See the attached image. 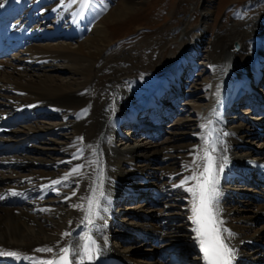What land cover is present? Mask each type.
Returning a JSON list of instances; mask_svg holds the SVG:
<instances>
[{
  "label": "bare ground",
  "instance_id": "1",
  "mask_svg": "<svg viewBox=\"0 0 264 264\" xmlns=\"http://www.w3.org/2000/svg\"><path fill=\"white\" fill-rule=\"evenodd\" d=\"M6 1L9 11L0 8V16L7 21L5 35L23 48L22 55L0 58V122L5 117L23 122L29 117L42 118L39 122L35 119L28 122L30 124L21 129H10L6 136L18 141L14 147L19 154L0 156V169L4 168L0 170V196L4 197L0 199V250L17 252L22 257L7 256L9 264H39L58 255L59 249L67 243L75 250L73 256L76 259H80L88 247L92 255L95 252L114 254L132 264H167L166 258L172 252L177 253L182 264H206L199 245L202 237H197L198 224L190 219L193 197L186 191L196 182L189 181L182 187L174 185L192 175L193 170L197 174L201 172L207 148L215 158L214 175L223 165L217 185L220 190L218 219L223 222L219 224L220 228L234 234L229 237L228 233H223L229 246L237 252L233 264H264V217L263 226L257 228L254 225L258 216L264 214L263 180L251 176L244 163L247 158L264 159V151L245 147V139L255 130L253 125L241 118L229 123L224 110L232 98L238 100L237 97L249 87V80L264 66V57L261 56V61L254 58L255 54L259 57L264 54V15L231 25L215 36L207 53L210 79L199 88L204 90L201 99L190 106L195 114L182 123H173L172 133L178 134L176 137H168L160 145L142 142L138 147L128 141V135L119 133L120 125L136 111L145 112L149 103V107L154 105L157 115L162 117L161 107L167 111L162 99H168L172 104L185 95L186 83L182 79L178 83L177 79L182 74L193 75L190 82L195 79L193 70L197 66L196 50H199L197 44L201 42V36L189 50L175 49L177 53L182 52L180 60L186 58L188 61L177 69L178 63L168 68L164 59L162 62L157 60L156 64L147 62L140 45L109 58L105 57L112 42L106 29L108 22L125 20L142 5V0H87V3L83 0H0V5ZM211 12L208 6L202 8L201 25ZM38 13L41 19L52 16L54 29L33 36L35 31L31 30L29 22H33ZM42 35L58 37L54 43L35 40ZM234 40L239 41L240 47L229 49ZM72 42L75 43L71 46ZM136 49L139 51L137 56L132 54ZM145 63L148 65L144 66ZM187 67L192 68L185 74L183 71ZM64 71L68 74L63 76L60 73ZM168 78L169 84L163 86L161 94L122 115L123 108L148 93L154 94L155 86ZM255 95L251 98L253 108H262L263 114L262 118L257 115L260 121L255 122L259 124L256 127L260 134L264 133V105ZM171 106L168 115L175 111ZM51 116H56L58 122H46ZM209 120L215 127L213 136L206 129ZM57 124L70 135L43 141L45 134L57 135ZM187 127L191 130L190 135L186 140L180 139L179 135ZM136 129H142L141 133L152 138L159 136L152 129L142 126ZM81 137L83 140L79 139ZM39 140L43 142L40 146H31ZM78 165H84L80 173L61 184H51L54 180H62ZM197 165L200 166L198 169ZM101 166L104 181L103 185L100 183V192L94 194L99 204H94L88 215L87 197L93 195ZM154 166L160 170L158 177L151 171ZM134 179L137 188L128 186ZM237 182L247 186L248 192L244 193L251 200L244 204L235 202L239 193L233 186ZM147 190H154L160 196L171 195V200L178 205L176 208L169 203L158 206V220L154 218L157 224L148 222L146 217L138 219L133 226L121 224L122 231H114L113 222L118 210V203H114L144 196L143 199H151ZM12 191L17 195H12ZM13 199L14 205L1 203ZM245 210L248 214H243ZM253 216H256L255 220ZM77 225H83L85 229H75ZM64 233L70 235L64 236ZM110 233L118 237L123 233V239L130 240V244L117 249L111 244ZM92 236L98 239L97 248L92 245ZM153 238L160 241L157 246L151 244L153 248L156 246L155 252L146 242ZM46 247L54 251H36ZM132 248L157 262L148 263L149 259L136 258ZM84 264L95 262H89L85 256Z\"/></svg>",
  "mask_w": 264,
  "mask_h": 264
},
{
  "label": "rangeland",
  "instance_id": "2",
  "mask_svg": "<svg viewBox=\"0 0 264 264\" xmlns=\"http://www.w3.org/2000/svg\"><path fill=\"white\" fill-rule=\"evenodd\" d=\"M204 6L210 7L212 12L210 13L209 18L207 19L205 24H202L204 26H202L201 18H202V8ZM262 15H264V0H144V1L142 0V5L138 7V9L135 12H133L131 15H129V17L126 18L125 20L119 21L120 23L108 22L106 29L108 31L109 38H111L112 42H111V46L106 51L107 53L105 54V57L111 58L114 56L113 54L115 53H119L120 51L128 48L131 49L134 46L138 47L140 45V49L142 50L141 52L144 55V59L145 60L147 59V62L156 64L157 60L160 59V61L162 62V60L164 59L163 61L167 60L165 63L168 68H171L172 65H176L177 63L178 64L176 65V69L178 67L180 68L181 65H186L188 63L186 58L180 60V57L182 56L181 54L182 52L177 53L175 49L180 47V50L181 49L189 50L191 47L197 44V37L201 36V38H199L201 42L197 44L199 50L198 51L196 50L198 54V57L196 59L197 69L195 68L193 70L195 72V73L193 72L195 79L190 82V79L192 78L193 75L190 77H186L184 75L181 76L182 81L186 83V86L184 87L183 90L184 91L183 93L185 95L179 97L178 99L179 104L177 105L176 110L173 113V116L163 121L165 125L161 126V130L159 128V136L157 138H152L151 136L144 135L141 132L140 134L135 132L134 134H130L128 132L129 128H123L122 129L123 132L120 130L121 132L119 133H122L123 135H128L129 137L128 141L131 142L132 144L138 145V147L142 146L141 145L142 142L143 143L152 142L154 144L160 145L165 143L166 138L176 137L178 134L172 133L174 127L173 125L179 122L182 123L184 119L189 118L195 114L194 109H191L190 106L193 105L194 102H196L198 99H201L200 96L203 95L204 90H201L199 88L203 86L205 80L208 81L210 79L211 71L209 70L208 67L207 53L208 51H210L211 48L210 46H212L215 36L219 32L228 29V27L231 25L241 24L243 21L247 19H252L253 16L258 17ZM40 19L41 18H38L39 23L41 21ZM185 20L187 21L185 24H183ZM52 25H53L52 23L47 21L45 23L46 27L43 28V30L47 28L51 29ZM41 27H44V24H42ZM60 29H61L60 31L64 32V29H62L61 27ZM182 30H184L185 32H183ZM42 36H39V38H42ZM56 40L57 39L53 40L52 38L48 37L43 41L54 43L56 42ZM74 43L75 42H72L71 46L74 45ZM137 53L139 54V51L136 49V52L135 50H133L132 54L137 56L138 55ZM146 56L147 57L149 56V58H147ZM261 56L263 58L264 54H261L260 57L259 55L255 54L254 58H258L257 61H261L262 59ZM148 59H150V61H148ZM177 60L178 62H176ZM147 65H148L147 63L144 64V66ZM255 67L256 66H254L253 70L255 69ZM187 68H188L187 71H191L190 67ZM183 72L185 73L186 70ZM60 74L64 76L67 75L68 73L64 71L61 72ZM261 75L263 76V78L259 81L258 84L259 87L257 86L258 91L253 93V95L256 94L255 96L259 97V99L256 100L264 105V73H261ZM179 79H177L178 83H179ZM169 80L170 78L165 79L162 82H159L155 86L157 90L154 94L148 93L146 94V96L141 97L140 100L132 101L126 108L122 109L123 110L122 115H124L126 112H130L134 108L139 107L141 104L144 103V101H147L151 97L161 94L163 92V86L169 84ZM246 85L247 83H245V86ZM260 97L262 100L260 99ZM259 107L261 108L262 105H260ZM245 110L248 111L245 112ZM260 110H262V108ZM225 114L227 115L225 118L226 120L227 119L229 120L228 121L229 123L232 120L241 118L242 121L249 122L251 125H253V128L256 131L254 130L248 136V138L245 139V147L247 146L249 150H253V151H264V133H260V134L258 133L260 129H258L256 126L259 124H255V122H258L260 120L257 118L258 114L253 108H251V105L249 106V104L245 103V101H243L242 103L239 101L238 102L233 101L231 104H229V106L227 105ZM58 120L59 119L56 116H51L50 118L46 119V122L56 123L58 122ZM56 128L57 130L60 129L59 132L57 131L58 136L55 134H49V135L47 134L46 137L45 136L43 137L45 138L43 139V141L49 142L51 141V139L54 138L56 139L62 138L63 134L67 136L70 135L68 130L66 131L62 130V128L58 127V124ZM186 129L185 132H181V134L179 135L180 139L186 140L188 135H190L191 132L190 128L187 127ZM41 143L43 142L37 143L38 146H40ZM37 144L35 143L31 146H36ZM138 163L140 164V162ZM158 164L161 165L160 163ZM100 168H102V166ZM100 168L98 171V175L95 179L94 188H93L95 189L96 193L100 192L101 190L100 187H102L100 186V183L102 181L101 185H103V181H104V178H102L103 174L102 175L99 174L102 171L104 172V170H102L103 169L102 168L100 171ZM151 171H153L155 177H158V171H160L158 168H155L154 166V168H151ZM135 180L136 179H134L132 184H129L128 186L137 188ZM233 187L234 189H236V191H238L237 193H239V196L235 198V202L237 203L239 202L238 204L240 203L244 204L246 203V201L251 200L249 199V196L244 193V191L248 192V190L245 189L247 188V186L243 185L240 182H237ZM146 193L149 194L150 191L147 190ZM130 195L132 196V194ZM163 195L165 196V198L164 196H160V195L154 197L153 193H150L151 199H143L145 198L144 196L143 198L136 200L127 199L125 201L122 200L121 202H115L114 205L118 203L117 204L118 210L116 209V220L115 222H113L114 231H122L121 229L123 228L119 227L121 224L127 225L128 223H131L130 225L133 226L135 225V222L138 219L140 218L144 219L146 217L148 222L151 221L157 224V221L154 218L157 217L158 220L159 216L157 215L158 213L156 211L158 206H161V204L163 203H169V205H171L172 208H176V206L178 205V203H174L171 200L172 198L171 195H165V194ZM138 206L141 207L138 208ZM257 212L258 211L255 212L256 215ZM243 214H248V213L245 210L243 211ZM263 217L264 214L262 216H258L257 219L256 216H253V220L256 219L254 225H257L256 226L257 228L263 226L261 224ZM123 235H124L123 233L119 234V236L121 237L120 238L118 236H115L114 233H111L112 236L111 237L112 239H110L111 244H114V246L117 249L123 248L125 244L127 245L130 244V240L123 239ZM146 242L148 244V247L152 249L153 248L151 245L152 241L149 242L148 240ZM131 251L133 252L132 255L135 256L136 258H145L147 260L149 259V257L145 255L143 252L137 251L134 248H132ZM155 251H156V246L155 248H153V252ZM154 262H157V260L156 259L148 260V263H154Z\"/></svg>",
  "mask_w": 264,
  "mask_h": 264
},
{
  "label": "snow or ice",
  "instance_id": "3",
  "mask_svg": "<svg viewBox=\"0 0 264 264\" xmlns=\"http://www.w3.org/2000/svg\"><path fill=\"white\" fill-rule=\"evenodd\" d=\"M74 2V0H73ZM84 3H87V0H83ZM83 140V137L79 138ZM207 158V164L204 166L203 171L197 174V171L193 170L192 175L185 177L181 180L179 185H174V187H182L187 184L189 181H195L196 183L188 187L186 191L192 194L193 197V216L190 219L194 220L195 223L199 225V228L196 229L197 237H203L208 235V225L211 224V241L208 242L205 239H199V245L201 251L205 254V259L208 264H233L236 259L237 252L234 247H230L223 233H228V236L231 237L232 234L226 228L217 227V225L222 224V220L218 219V198L220 196V190L217 187L219 184L218 175L219 172L223 171V165H220L218 170L214 175V160L215 158L211 155L210 152L205 153ZM78 159L79 157H73ZM226 159V158H225ZM195 163V161H193ZM84 165H78L73 168L70 173L65 174L62 180H54L51 182L52 185H57L63 183L64 180H68L73 174L80 173V170ZM197 169L200 167L196 166ZM102 183V181H101ZM95 189H93V195L87 197L88 201V215L92 213L93 205L99 204V201L95 198ZM12 195H17L15 191H12ZM76 193L73 192V195ZM103 195V193H101ZM66 199L68 197H65ZM0 199H4L3 196H0ZM74 207H83V205H73ZM45 211L46 209H41ZM89 223H92L89 220ZM64 236L70 235V233H64ZM36 251L40 252H53V248H41ZM59 251L63 255L59 256L58 260L50 259L45 261H40L39 264H73V250L71 247L60 248ZM98 251V249H97ZM0 256H12L16 258H22L21 254L17 252L3 251L0 250ZM87 256L89 262L94 260L92 255V250L88 247H85L84 253L80 255L79 264H84V257Z\"/></svg>",
  "mask_w": 264,
  "mask_h": 264
},
{
  "label": "water",
  "instance_id": "4",
  "mask_svg": "<svg viewBox=\"0 0 264 264\" xmlns=\"http://www.w3.org/2000/svg\"><path fill=\"white\" fill-rule=\"evenodd\" d=\"M238 47H239V41L238 40H234L232 42V44L230 45L229 49L238 48Z\"/></svg>",
  "mask_w": 264,
  "mask_h": 264
}]
</instances>
